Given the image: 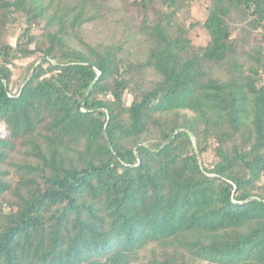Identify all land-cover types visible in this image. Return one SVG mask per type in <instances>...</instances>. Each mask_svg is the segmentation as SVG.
<instances>
[{
	"label": "trees",
	"instance_id": "obj_1",
	"mask_svg": "<svg viewBox=\"0 0 264 264\" xmlns=\"http://www.w3.org/2000/svg\"><path fill=\"white\" fill-rule=\"evenodd\" d=\"M207 1L0 0V264H264V0Z\"/></svg>",
	"mask_w": 264,
	"mask_h": 264
},
{
	"label": "rangeland",
	"instance_id": "obj_2",
	"mask_svg": "<svg viewBox=\"0 0 264 264\" xmlns=\"http://www.w3.org/2000/svg\"><path fill=\"white\" fill-rule=\"evenodd\" d=\"M189 2H191V9L189 13L186 14L185 16L187 24L189 25L191 22H195V21L202 22L207 16L206 5L208 1L207 0H189ZM122 11L123 12L125 11L124 7ZM117 16H119V14ZM114 23L115 22L113 19L112 20L104 19L101 22H99V24H96V25L88 24L87 25L88 36H89L88 39L94 42H98V41H110V39H112L113 37L115 36L118 37L121 30L117 28L114 25ZM20 30L21 29L19 27L15 29L11 37V41L13 43L15 42L17 36L19 35ZM190 35L194 39L195 43L198 45H205L206 41L209 38L206 29H204L201 23L197 24V26L191 30ZM20 72H21L20 70L15 69V75L12 81V84L15 87H18L22 82L23 77Z\"/></svg>",
	"mask_w": 264,
	"mask_h": 264
}]
</instances>
